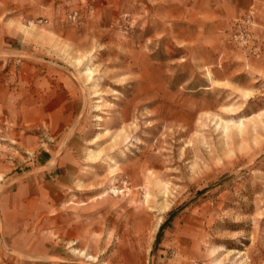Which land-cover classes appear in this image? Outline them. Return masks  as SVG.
Here are the masks:
<instances>
[{
    "label": "rangeland",
    "instance_id": "1",
    "mask_svg": "<svg viewBox=\"0 0 264 264\" xmlns=\"http://www.w3.org/2000/svg\"><path fill=\"white\" fill-rule=\"evenodd\" d=\"M0 264H264V0H0Z\"/></svg>",
    "mask_w": 264,
    "mask_h": 264
},
{
    "label": "bare ground",
    "instance_id": "2",
    "mask_svg": "<svg viewBox=\"0 0 264 264\" xmlns=\"http://www.w3.org/2000/svg\"><path fill=\"white\" fill-rule=\"evenodd\" d=\"M91 72V70H89L87 73Z\"/></svg>",
    "mask_w": 264,
    "mask_h": 264
}]
</instances>
